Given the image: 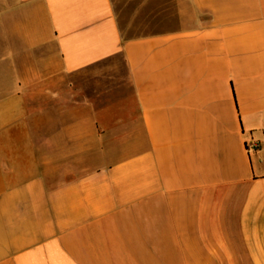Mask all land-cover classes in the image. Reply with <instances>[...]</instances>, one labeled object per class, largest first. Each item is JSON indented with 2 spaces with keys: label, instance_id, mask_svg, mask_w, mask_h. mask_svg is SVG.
Instances as JSON below:
<instances>
[{
  "label": "crops",
  "instance_id": "obj_1",
  "mask_svg": "<svg viewBox=\"0 0 264 264\" xmlns=\"http://www.w3.org/2000/svg\"><path fill=\"white\" fill-rule=\"evenodd\" d=\"M176 1L0 0V264H264V0Z\"/></svg>",
  "mask_w": 264,
  "mask_h": 264
},
{
  "label": "rangeland",
  "instance_id": "obj_2",
  "mask_svg": "<svg viewBox=\"0 0 264 264\" xmlns=\"http://www.w3.org/2000/svg\"><path fill=\"white\" fill-rule=\"evenodd\" d=\"M112 2L126 37L176 31L180 27L176 0H112ZM76 81L81 90L80 98H84L85 89L91 88L96 91L105 82L92 80L86 74L79 75Z\"/></svg>",
  "mask_w": 264,
  "mask_h": 264
},
{
  "label": "built area",
  "instance_id": "obj_3",
  "mask_svg": "<svg viewBox=\"0 0 264 264\" xmlns=\"http://www.w3.org/2000/svg\"><path fill=\"white\" fill-rule=\"evenodd\" d=\"M247 150H248V151H251V150H252V146H251V145H248V146H247Z\"/></svg>",
  "mask_w": 264,
  "mask_h": 264
}]
</instances>
